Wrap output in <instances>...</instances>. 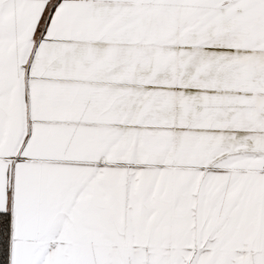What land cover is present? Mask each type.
<instances>
[{
    "label": "snow or ice",
    "instance_id": "obj_1",
    "mask_svg": "<svg viewBox=\"0 0 264 264\" xmlns=\"http://www.w3.org/2000/svg\"><path fill=\"white\" fill-rule=\"evenodd\" d=\"M0 264H264V0H0Z\"/></svg>",
    "mask_w": 264,
    "mask_h": 264
}]
</instances>
